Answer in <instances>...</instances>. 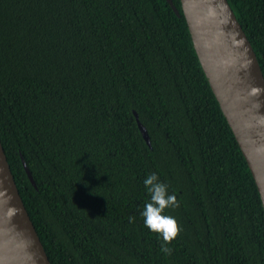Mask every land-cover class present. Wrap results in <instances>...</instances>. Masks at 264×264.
<instances>
[{
    "label": "trees",
    "instance_id": "1",
    "mask_svg": "<svg viewBox=\"0 0 264 264\" xmlns=\"http://www.w3.org/2000/svg\"><path fill=\"white\" fill-rule=\"evenodd\" d=\"M228 2L264 72V0ZM173 3L0 0V139L51 264H264L260 194ZM151 173L179 202L170 255L141 215Z\"/></svg>",
    "mask_w": 264,
    "mask_h": 264
},
{
    "label": "water",
    "instance_id": "2",
    "mask_svg": "<svg viewBox=\"0 0 264 264\" xmlns=\"http://www.w3.org/2000/svg\"><path fill=\"white\" fill-rule=\"evenodd\" d=\"M168 4L177 16L180 11ZM194 49L257 186L264 209V72L228 0H180ZM145 142L147 129L133 112ZM33 186L36 183L22 160ZM0 264H51L0 139Z\"/></svg>",
    "mask_w": 264,
    "mask_h": 264
},
{
    "label": "clouds",
    "instance_id": "3",
    "mask_svg": "<svg viewBox=\"0 0 264 264\" xmlns=\"http://www.w3.org/2000/svg\"><path fill=\"white\" fill-rule=\"evenodd\" d=\"M150 196V201L144 206L141 212L145 227L151 232L159 234L163 243L161 251L167 255L171 254L172 249L169 244L177 239L181 233V227L175 217L165 215V210L172 207H179L177 197L168 193V186L159 181L156 173H151L144 180ZM130 222H134L135 218L130 217Z\"/></svg>",
    "mask_w": 264,
    "mask_h": 264
}]
</instances>
